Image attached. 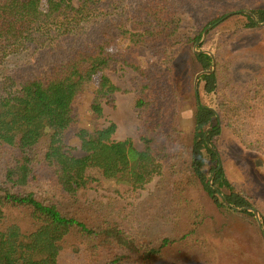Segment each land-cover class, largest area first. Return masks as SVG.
Returning <instances> with one entry per match:
<instances>
[{"label":"trees","instance_id":"1","mask_svg":"<svg viewBox=\"0 0 264 264\" xmlns=\"http://www.w3.org/2000/svg\"><path fill=\"white\" fill-rule=\"evenodd\" d=\"M32 1L0 0V264H164L165 249L199 240V205L191 229L154 233L157 216L169 223L176 212L161 217L142 208L151 218L143 225L121 209L63 210L30 191L43 177L70 197L97 182L90 168L135 191L159 177L178 200L194 189L221 206L218 192L238 209L256 207L229 181L214 140L223 125L264 164V79L236 82L230 65L216 58L215 72L199 80L216 110L195 90L196 76L212 70L213 59L194 48L204 51L205 30L229 13L218 1L48 0L44 24ZM249 13L264 23L263 10ZM123 34L136 37L130 54L115 50ZM119 65L134 72L143 149L114 140L111 124L80 129L85 154L73 155L56 126L72 119L85 84L96 78L93 114L113 106L119 89L107 71ZM182 104L194 109L191 129L181 122Z\"/></svg>","mask_w":264,"mask_h":264},{"label":"rangeland","instance_id":"2","mask_svg":"<svg viewBox=\"0 0 264 264\" xmlns=\"http://www.w3.org/2000/svg\"><path fill=\"white\" fill-rule=\"evenodd\" d=\"M211 0H208L211 5ZM220 10L229 12L223 17L207 36L203 49L215 54L221 63L230 65L232 78L239 83L261 81L264 79V25L258 21L256 26H250L247 14L252 9L264 11V0H216ZM48 0H33L31 6L39 11V23L46 21ZM259 20V19H258ZM215 25V24H214ZM136 37L133 34H123L118 39L116 51L120 54L128 53L135 48ZM108 77L118 87L115 104L104 105L101 116L93 114L91 103L93 93L98 87L99 78L85 84L83 93L77 99L72 119L61 122L56 126L66 146L76 156H83L82 142L78 136L80 129H102L115 124L117 131L113 136L116 141L131 139L137 149L143 145L136 135L140 124L135 109V89L132 84L134 72L128 67L114 66L107 71ZM200 90V91H199ZM203 102L216 110L217 103L204 93L203 84L198 89ZM181 122L187 129H191L194 120L193 107L182 104L180 106ZM222 134L214 140V147L220 156V164L226 170L229 181L237 190L245 191L255 209L261 214L264 226V164H257L253 156L247 154L230 131L223 127ZM208 172L207 176L212 179ZM87 174L95 179L91 188L70 197L54 186L47 177L40 179L30 191L35 193L47 204L58 208L95 210H117L132 212L127 216L128 221L143 222L148 225L151 218L143 209L151 211L150 215L161 217L169 211L174 214L169 223L163 218L154 221V231L175 230L182 234L191 229L195 223L193 208L197 205L203 208L205 218L199 228V236L195 246L183 242L176 243L165 249L164 264H264V232L254 213L245 214L235 212L227 207L216 204L207 194L202 195L194 189L189 190V199L183 197L178 200L172 190H165L161 186V178H156L144 189L135 191L130 186H119L115 179L105 177L101 170L90 168ZM168 186L167 184H164ZM185 205L190 210H185ZM141 206V207H140ZM143 208L140 214L134 213ZM197 212V211H196ZM109 213V212H108ZM147 226H143L145 229Z\"/></svg>","mask_w":264,"mask_h":264},{"label":"water","instance_id":"3","mask_svg":"<svg viewBox=\"0 0 264 264\" xmlns=\"http://www.w3.org/2000/svg\"><path fill=\"white\" fill-rule=\"evenodd\" d=\"M245 14H247V15H250L254 20H255V22H257L258 23V20H257V18L255 17V15H253V14H251V13H248V12H244ZM228 16H231V15H228ZM217 25V23L215 24V25H212V26H210V27H208L206 30H205V33H204V35H203V39H202V41H201V43H200V45L202 44V43H204L205 42V40L207 39V36H208V33L215 27ZM259 25H264V23H262V24H259ZM199 45H197L195 48H194V51H195V53L196 54H200V53H206V54H208L209 56H211V58L213 59V68H212V70H210V71H203V72H201V73H199L197 76H196V78H195V90H196V92H198V89H199V80H200V77L202 76V75H205V74H212V73H214L215 72V70H216V64H217V62H216V57H215V54L214 53H212V52H210V51H206V50H204V51H199L198 49H197V47H198ZM221 167V165H219V168ZM211 185H212V183H211ZM218 196L224 201V203H225V205L227 206V207H229L230 209H232L233 211H235V212H245V211H249V212H252V213H254L255 214V216H256V219L258 220V222H259V224H260V226H261V228H262V230H263V232H264V226L262 225V221H261V214L259 213V211L257 210V209H255V208H253V209H250V208H244V209H238V208H236V207H233L231 204H229L227 201H225L224 200V196L220 193V192H218Z\"/></svg>","mask_w":264,"mask_h":264},{"label":"flooded vegetation","instance_id":"4","mask_svg":"<svg viewBox=\"0 0 264 264\" xmlns=\"http://www.w3.org/2000/svg\"><path fill=\"white\" fill-rule=\"evenodd\" d=\"M217 150V149H216ZM218 152V151H217ZM218 155H219V153H218ZM220 157V156H219ZM220 160V159H219Z\"/></svg>","mask_w":264,"mask_h":264}]
</instances>
